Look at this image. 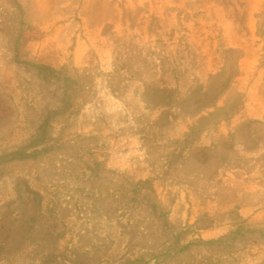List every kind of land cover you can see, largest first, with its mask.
Here are the masks:
<instances>
[{"label": "rangeland", "instance_id": "rangeland-1", "mask_svg": "<svg viewBox=\"0 0 264 264\" xmlns=\"http://www.w3.org/2000/svg\"><path fill=\"white\" fill-rule=\"evenodd\" d=\"M52 1L0 0V264H264V9Z\"/></svg>", "mask_w": 264, "mask_h": 264}, {"label": "crops", "instance_id": "crops-1", "mask_svg": "<svg viewBox=\"0 0 264 264\" xmlns=\"http://www.w3.org/2000/svg\"><path fill=\"white\" fill-rule=\"evenodd\" d=\"M47 6L51 7L53 5V1L47 0ZM244 4L246 6L245 13L250 15V20L248 23L238 25L236 27V33L234 35V38L232 37V34L230 33L231 28V22H227V25H223L222 28H225L226 34L228 35V39H231V42H233L235 45H247L249 47H253L256 40V24L253 21V15L258 12L259 10L264 9V0H244ZM229 39V40H230ZM240 40L238 42L232 41V40ZM248 42H243L244 40H248ZM48 44V40L46 39L45 42H42L40 54L42 53L44 47ZM251 52V49H250ZM249 59H251V56L245 53L244 58L242 59L244 61V66H241V74L240 79L238 83V90L240 92L247 93L245 99H248V102H245V106L242 110H240L236 117L238 116L239 119H247V118H254V119H262L264 120V103L257 98L258 96L256 93H258L259 88L264 83V65L260 68V71L258 73V76L250 77L248 79V74L250 72V66H249ZM246 80V83H244ZM252 96V97H250ZM248 97V98H247ZM256 113V114H255Z\"/></svg>", "mask_w": 264, "mask_h": 264}, {"label": "trees", "instance_id": "trees-1", "mask_svg": "<svg viewBox=\"0 0 264 264\" xmlns=\"http://www.w3.org/2000/svg\"><path fill=\"white\" fill-rule=\"evenodd\" d=\"M223 109H224V108H219L218 110H223ZM232 114H233V113L231 112L230 116H232ZM226 115H227V114H226ZM230 116H229V117H230Z\"/></svg>", "mask_w": 264, "mask_h": 264}]
</instances>
